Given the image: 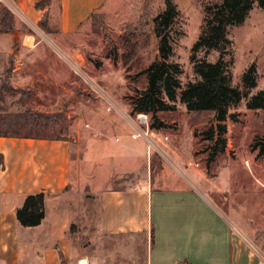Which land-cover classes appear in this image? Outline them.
I'll return each instance as SVG.
<instances>
[{"label":"rangeland","instance_id":"rangeland-1","mask_svg":"<svg viewBox=\"0 0 264 264\" xmlns=\"http://www.w3.org/2000/svg\"><path fill=\"white\" fill-rule=\"evenodd\" d=\"M220 1L173 0L178 14L169 29L172 54L168 62L180 67V88L173 102L162 96L173 109L153 117L134 113L132 103L145 90L144 71L158 56L154 19L163 11L164 0H106L68 35L59 34L47 17L36 28L29 27L19 18L12 0H0V136L64 137L79 149L82 160L84 150L92 153L100 110L108 102L126 110L142 133L160 134L148 136L154 145L149 158L153 154L174 166L176 161L168 154L169 147H175L178 156L198 172L192 179L196 187L225 197L231 226L264 262V155H259L257 147L264 139V110L245 106L264 88V11L257 4L242 24L228 29L227 75L230 86L242 96L228 109V114H237V121L226 117L224 147L218 141L204 140L214 113L189 112L180 100L186 84L199 79L192 58L210 63L218 58L215 51L192 53L191 49L201 32L205 7ZM21 29L34 36L32 44L40 46V56H31L34 50L16 53ZM32 57L39 64L28 66ZM250 66L256 69V86L246 89L242 76ZM20 75L28 78L20 81ZM139 115L146 117L147 126L138 124ZM85 179L93 182L94 176Z\"/></svg>","mask_w":264,"mask_h":264},{"label":"crops","instance_id":"crops-1","mask_svg":"<svg viewBox=\"0 0 264 264\" xmlns=\"http://www.w3.org/2000/svg\"><path fill=\"white\" fill-rule=\"evenodd\" d=\"M41 1L12 4L29 27L47 17L61 35L106 2L48 0L37 8ZM17 35L16 53H42L28 31ZM33 58L28 66L39 64ZM96 117L92 153L84 150L82 160L64 137L0 136V264H264L231 226L225 197L196 187L198 172L175 147L168 158L176 163L167 166L149 158L154 145L126 110L108 102ZM39 193L44 218L20 225L17 210Z\"/></svg>","mask_w":264,"mask_h":264},{"label":"trees","instance_id":"trees-1","mask_svg":"<svg viewBox=\"0 0 264 264\" xmlns=\"http://www.w3.org/2000/svg\"><path fill=\"white\" fill-rule=\"evenodd\" d=\"M254 4L264 11V0H221L220 3L205 7L201 32L191 51H215L218 58L214 63L197 62L192 58L194 71L199 79L187 83L180 93V100L187 111L214 113V123L204 133V140L218 141L222 147L226 144V117L229 116L233 122L237 121V114H228V109L231 105L238 104L242 96L237 88L230 86L227 75L224 57L229 45L228 29L242 24ZM47 5L48 0H42L36 7L42 9ZM177 14L173 0H164L163 11L154 19V31L159 38L158 56L144 71L147 86L132 103V111L136 114L146 113L154 117L156 112L173 109L168 102L175 101L176 90L180 88L178 76L181 70L178 64L168 62L172 54L169 29ZM242 83L246 89L256 86L255 66H250L243 74ZM245 106L252 111L264 110V88L253 94ZM151 128L160 129L161 126L152 125ZM194 137H197L196 133ZM257 147L259 155H264V139L260 140ZM16 218L24 227L39 225L44 218L43 194L28 195L17 210Z\"/></svg>","mask_w":264,"mask_h":264},{"label":"built area","instance_id":"built-area-1","mask_svg":"<svg viewBox=\"0 0 264 264\" xmlns=\"http://www.w3.org/2000/svg\"><path fill=\"white\" fill-rule=\"evenodd\" d=\"M138 124L139 125H144V126H147L148 124H147V119H146V117L144 116V115H139L138 116ZM145 137H148V132L146 133H142ZM149 143H151V141H149Z\"/></svg>","mask_w":264,"mask_h":264},{"label":"bare ground","instance_id":"bare-ground-1","mask_svg":"<svg viewBox=\"0 0 264 264\" xmlns=\"http://www.w3.org/2000/svg\"><path fill=\"white\" fill-rule=\"evenodd\" d=\"M81 264H86V263H81Z\"/></svg>","mask_w":264,"mask_h":264}]
</instances>
